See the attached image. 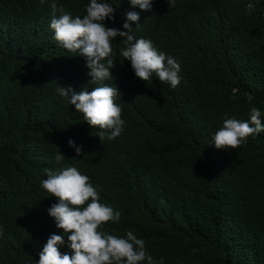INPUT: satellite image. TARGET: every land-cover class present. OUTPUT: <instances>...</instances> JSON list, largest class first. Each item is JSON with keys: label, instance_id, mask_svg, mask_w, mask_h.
I'll return each instance as SVG.
<instances>
[{"label": "trees", "instance_id": "trees-1", "mask_svg": "<svg viewBox=\"0 0 264 264\" xmlns=\"http://www.w3.org/2000/svg\"><path fill=\"white\" fill-rule=\"evenodd\" d=\"M55 2L83 18L90 0ZM107 2L115 22L106 25L126 31V13H139L132 35L177 58L181 82L136 78L117 37L113 77L103 83L120 90L125 123L100 141L101 130L57 92L100 85L89 83L84 57L55 41L52 0H0V264H36L53 233L72 254L47 211L58 201L41 187L45 169L70 166L121 213L100 230L131 231L155 264H264V132L235 150L211 144L225 119L249 120L253 106L264 122V0L252 9L249 0H176L173 8L154 0L151 10ZM69 139L82 145L79 156Z\"/></svg>", "mask_w": 264, "mask_h": 264}, {"label": "clouds", "instance_id": "clouds-1", "mask_svg": "<svg viewBox=\"0 0 264 264\" xmlns=\"http://www.w3.org/2000/svg\"><path fill=\"white\" fill-rule=\"evenodd\" d=\"M43 4L45 0H40ZM132 6L141 10H151L154 0H129ZM169 8L176 5V0H167ZM248 9L254 8L249 0ZM52 19L50 29L54 32L55 41L68 52L85 58L90 71L89 83L100 85L91 91L86 88L79 92L71 86L57 88L61 97L74 105L78 113L83 114V120L93 129L100 141L113 140L123 131L125 121L122 117V107L116 103L121 94L117 87L108 86L103 82L112 78L110 69L116 66V52L113 41L124 38L125 46L119 49V55L130 62L135 77L141 81H149L153 74L161 83H168L172 88L179 86L181 64L177 58L158 51L150 39H135L132 35V22L139 24L140 16L135 11L126 13V20L121 29L108 27L106 20L115 22V8L107 0H90L86 14L81 18H73L63 6L51 3ZM59 13V15H57ZM251 102L253 97H247ZM249 120L227 118L212 136L216 149L235 150L247 142L250 136L264 132V122L259 108L251 107ZM68 144L74 147L77 156L82 152V145L76 146L72 139ZM64 158L57 153V162ZM47 178L41 181V187L49 195L57 199V203L48 208V214L55 219L56 227L67 234L68 246L72 254L62 253L60 245L65 244L63 235L50 234L36 264H155L152 255L145 248V241L137 238L131 231L126 238L108 234L100 230L107 222H118L121 213L101 202L97 188L90 178L82 174L76 167H67L59 171L45 169ZM3 228L0 226V236Z\"/></svg>", "mask_w": 264, "mask_h": 264}]
</instances>
